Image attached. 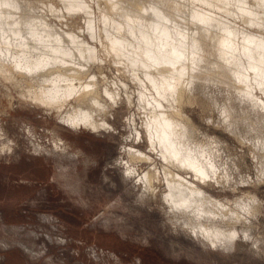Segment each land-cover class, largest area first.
Returning a JSON list of instances; mask_svg holds the SVG:
<instances>
[{
    "label": "bare ground",
    "instance_id": "1",
    "mask_svg": "<svg viewBox=\"0 0 264 264\" xmlns=\"http://www.w3.org/2000/svg\"><path fill=\"white\" fill-rule=\"evenodd\" d=\"M43 1L50 8H35L34 0H0V85L9 103L17 92L21 103L47 109L67 125L110 129L115 105H133L132 85L123 80L131 77L145 109L150 151L163 162L158 166L155 155L131 144L127 174L136 175L138 162H155L139 176L145 190L156 194L165 181L162 198L173 214L195 215L204 236L213 230L233 243L241 218L199 187L220 177V168L195 139L197 126L184 107L217 105L227 126L237 129L246 107L248 123L264 129V0ZM106 62L123 78L124 94L116 90V78L114 88L109 85ZM6 132L0 125V135ZM10 140L2 150L12 149ZM61 140L55 146L67 148Z\"/></svg>",
    "mask_w": 264,
    "mask_h": 264
},
{
    "label": "rangeland",
    "instance_id": "2",
    "mask_svg": "<svg viewBox=\"0 0 264 264\" xmlns=\"http://www.w3.org/2000/svg\"><path fill=\"white\" fill-rule=\"evenodd\" d=\"M34 1L35 8H50ZM105 65L109 85L114 88L116 78V90L124 94L117 68ZM123 80L132 85L134 102L115 105L110 129L67 125L47 109L21 103L17 92L9 103L0 85V125L7 131L0 135V264H264V129L248 123V108L239 112L237 129L227 126L217 105L184 107L197 126L195 139L208 146L220 168V177L199 187L241 218L231 243L213 230L204 236L197 216L173 214L162 198L165 181L156 194L138 181L163 159L150 151L145 109L131 77ZM9 139L12 149L2 150ZM61 139L67 148L55 146ZM130 145L155 155L154 163H137L136 175L127 174Z\"/></svg>",
    "mask_w": 264,
    "mask_h": 264
}]
</instances>
